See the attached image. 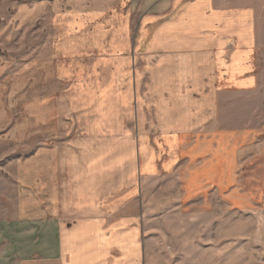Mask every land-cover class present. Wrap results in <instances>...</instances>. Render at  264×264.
<instances>
[{
    "label": "crops",
    "instance_id": "crops-1",
    "mask_svg": "<svg viewBox=\"0 0 264 264\" xmlns=\"http://www.w3.org/2000/svg\"><path fill=\"white\" fill-rule=\"evenodd\" d=\"M99 5L100 17H107L101 24H114L102 46L109 48L106 55L124 56V78H103L102 72L117 71L115 62L78 67L77 80L67 78L65 66L59 69V89L48 91L45 100L50 120L61 125L48 131L43 206L37 204L42 181L36 163V182L28 191L35 209L0 222V264H148L142 186L150 175H168L202 155L211 171L212 163H223V151L213 146L218 129L212 106L223 91L255 85L256 6L242 0H100ZM118 87L124 90L117 96ZM107 95L122 103L121 136L95 126L98 103ZM107 111L102 116L112 114ZM67 116L72 122H65ZM85 118L90 126H81Z\"/></svg>",
    "mask_w": 264,
    "mask_h": 264
},
{
    "label": "rangeland",
    "instance_id": "rangeland-1",
    "mask_svg": "<svg viewBox=\"0 0 264 264\" xmlns=\"http://www.w3.org/2000/svg\"><path fill=\"white\" fill-rule=\"evenodd\" d=\"M242 1L258 11L255 85L223 91L212 106L213 127L218 129L213 146L223 151V163H212L211 171L202 155L198 163H182L174 173L150 175L142 186L148 206V264H264V0ZM99 4L0 0V222L34 211L36 201L28 191L36 182V163L42 181L37 204L43 206L44 151L50 128L61 125L50 120L45 100L48 91L59 89V69L65 66L67 78L77 80L82 78L74 71L78 67L88 70L97 63L115 62L117 71L102 72V77L124 78V56L106 55L109 48L102 46L114 24H101L107 17H100ZM93 32L96 40H91ZM83 74L87 79L89 73ZM123 90L118 87L116 95ZM110 96L100 98V123L94 125L121 136L126 131L122 103ZM104 98L111 100L106 104ZM108 109L112 114L102 116ZM67 119L69 123L74 118ZM90 123L85 118L81 126Z\"/></svg>",
    "mask_w": 264,
    "mask_h": 264
}]
</instances>
